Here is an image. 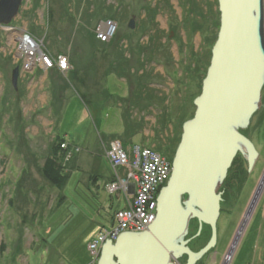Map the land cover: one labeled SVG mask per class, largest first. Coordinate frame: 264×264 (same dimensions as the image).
Segmentation results:
<instances>
[{"label": "rangeland", "instance_id": "obj_1", "mask_svg": "<svg viewBox=\"0 0 264 264\" xmlns=\"http://www.w3.org/2000/svg\"><path fill=\"white\" fill-rule=\"evenodd\" d=\"M215 1L26 0L11 25L0 26V264L98 263L88 246L125 206L107 190L115 176L110 138L160 151L165 134L157 133L174 130L173 142L176 127L193 119L218 38ZM26 36L40 51L28 54ZM42 53L68 56L72 73L44 67ZM125 119L131 127L122 136ZM244 134L260 156L252 169L244 162L238 190L223 197L218 244L200 264L229 256L228 264H262L264 107ZM57 136L74 145L70 179L59 185L43 173ZM199 227L191 222L195 252L212 236L204 227L195 241Z\"/></svg>", "mask_w": 264, "mask_h": 264}, {"label": "water", "instance_id": "obj_2", "mask_svg": "<svg viewBox=\"0 0 264 264\" xmlns=\"http://www.w3.org/2000/svg\"><path fill=\"white\" fill-rule=\"evenodd\" d=\"M26 0H0V26L18 17ZM220 29L193 119L183 125L172 174L158 198L155 221L144 232L104 243L97 264H198L218 244L222 187L238 157L254 168L259 152L244 134L264 107V0H218ZM135 29V20L130 23ZM20 69L13 72L17 88ZM211 228L209 243L191 249L190 225Z\"/></svg>", "mask_w": 264, "mask_h": 264}, {"label": "built area", "instance_id": "obj_3", "mask_svg": "<svg viewBox=\"0 0 264 264\" xmlns=\"http://www.w3.org/2000/svg\"><path fill=\"white\" fill-rule=\"evenodd\" d=\"M24 41L33 39L26 36ZM41 61L44 67L51 70L66 72L71 68L68 56L53 58L42 53ZM62 148L68 149L69 145L65 143ZM107 159L115 172L107 190L112 196H124L125 206L115 212L112 228L103 229L98 238L89 244V251L95 259L106 241L115 242L122 233H140L151 226L157 216L160 192L172 174V163L166 156L150 147H127L121 140L111 142Z\"/></svg>", "mask_w": 264, "mask_h": 264}, {"label": "trees", "instance_id": "obj_4", "mask_svg": "<svg viewBox=\"0 0 264 264\" xmlns=\"http://www.w3.org/2000/svg\"><path fill=\"white\" fill-rule=\"evenodd\" d=\"M215 7L217 8V20L219 21V24L217 26V30L219 32V29H220V12H219V4H218V0L215 1ZM155 10V9H153ZM187 22H190L191 20H189L188 18L186 19ZM191 23V22H190ZM189 27V26H188ZM218 35V33H217ZM216 43V42H215ZM211 55H212V52H211ZM212 59V57H211ZM210 63H211V60L209 62V67H210ZM208 67V69H209ZM207 69V70H208ZM206 75H207V72H206ZM205 75V77H206ZM205 79V78H204ZM142 91L145 90V92H147V98H149L148 100H151L152 98V94L150 91H152V89H149V87L147 85H144V87L141 88ZM150 90V91H149ZM152 103V101H150ZM89 105L91 106H96L98 107L100 104H93V103H88ZM125 124L126 126L128 127L126 129V132H129L131 126H129V124H127V121L125 119ZM163 125H165V121L162 123ZM183 123L181 122V124H179V127L177 128L176 127V133H178V137L176 140H173V151L175 152V149L177 148V145L180 143V140H181V135H182V127H183ZM181 133V135H180ZM67 143L66 139L60 137V136H57L56 137V142L53 146V152L52 154L46 159L45 161V164H44V167H43V173L44 175L49 179L51 180L54 184H63L64 182H66L67 180L70 179V173L69 171H66L65 169H67V153L69 152V148L68 149H63L62 148V145ZM71 150V149H70ZM156 151H158L159 153H161L162 155H164L162 152H160L159 150L156 149ZM175 154V153H174ZM166 156V155H164ZM173 157L170 159V162L173 163ZM244 162L246 163V160L244 159V157L242 155H238V157L236 158L234 164H233V167L234 165L235 166H240L242 167V165L244 164ZM94 180H96L97 178L96 177H93ZM208 228L211 230V228L209 226H205V228ZM203 235H204V230L201 234L200 237L196 238V240L198 239H201L203 238ZM1 249V248H0ZM2 250V249H1ZM3 251V250H2Z\"/></svg>", "mask_w": 264, "mask_h": 264}, {"label": "flooded vegetation", "instance_id": "obj_5", "mask_svg": "<svg viewBox=\"0 0 264 264\" xmlns=\"http://www.w3.org/2000/svg\"><path fill=\"white\" fill-rule=\"evenodd\" d=\"M262 102L264 104V90H263V100H262ZM182 132H183V127H182ZM157 134H160L161 136H163V134H165L166 137L164 135V139L163 140H160V139L158 140L157 139L156 145L161 148L162 153L164 155H166L167 159L170 160L172 157L174 158L175 154H174V156H172V154H171V152L173 151L172 150L173 149V142L171 141V138H170V136H173V138H174V130H173V132L171 134H169L168 131H165L164 133L163 132H159ZM181 137H182V135H181ZM178 146H179V144L177 145V148H178ZM177 148L175 149V151L177 150ZM245 164L248 165V169H249V164H248L247 161H246ZM242 172H243V165H242V167L234 165V167L231 168V170H230V172L228 174V178H227V180L225 181V183H224V185L222 187V191L224 192V196L223 197H225V195L227 196L228 194L229 195H234V193H236V191L238 190V188L240 186V182H241V180L243 178V173ZM224 202H225V199H224ZM184 258H186V264H187L188 258L187 257H184ZM179 262H180V260L177 262V264H179ZM200 263H201V261L198 264H200Z\"/></svg>", "mask_w": 264, "mask_h": 264}, {"label": "crops", "instance_id": "obj_6", "mask_svg": "<svg viewBox=\"0 0 264 264\" xmlns=\"http://www.w3.org/2000/svg\"><path fill=\"white\" fill-rule=\"evenodd\" d=\"M72 63V62H71ZM72 66V69L68 72V73H72V71H73V64L71 65ZM63 74H65V73H63ZM91 103H93V104H101V103H99V101L97 100V101H92ZM125 130H126V125H125V123H124V131H123V133L121 134L122 136H123V134L125 133ZM99 136L101 137V139H102V141H103V143H105L104 142V139H105V136L101 133V132H99ZM114 136H117V135H113L112 137H114ZM114 140H120V139H114ZM114 140H112L111 138H110V143H109V145L111 144V142H113ZM67 141V140H66ZM67 144L69 145V147H70V149H72L73 150V147H74V145H72L69 141H67ZM76 150H78L79 151V149H76ZM97 180V179H96ZM113 180V179H112ZM111 180V181H112ZM260 247V246H259ZM262 259H261V263L262 264H264V244L262 245Z\"/></svg>", "mask_w": 264, "mask_h": 264}, {"label": "bare ground", "instance_id": "obj_7", "mask_svg": "<svg viewBox=\"0 0 264 264\" xmlns=\"http://www.w3.org/2000/svg\"><path fill=\"white\" fill-rule=\"evenodd\" d=\"M24 46L29 47L28 51L30 55H33L35 51H40L39 47L36 46V44H33V41H24ZM261 191V190H260ZM259 191V193H260ZM258 193V195H259ZM230 256L228 257V259L226 260L225 264H228L230 262Z\"/></svg>", "mask_w": 264, "mask_h": 264}]
</instances>
